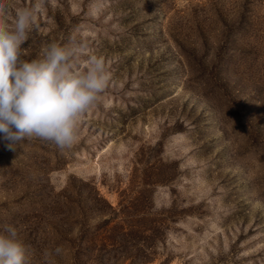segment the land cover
<instances>
[{
  "label": "rangeland",
  "instance_id": "374dc122",
  "mask_svg": "<svg viewBox=\"0 0 264 264\" xmlns=\"http://www.w3.org/2000/svg\"><path fill=\"white\" fill-rule=\"evenodd\" d=\"M35 14L22 59L75 41L111 79L70 149L0 142V231L17 228L29 264L57 246L55 264H264V0H45Z\"/></svg>",
  "mask_w": 264,
  "mask_h": 264
},
{
  "label": "clouds",
  "instance_id": "9594fccd",
  "mask_svg": "<svg viewBox=\"0 0 264 264\" xmlns=\"http://www.w3.org/2000/svg\"><path fill=\"white\" fill-rule=\"evenodd\" d=\"M44 2L14 12L0 3V142L10 149L33 137L70 149L80 121L96 107L111 79L104 59L85 56L87 46L75 41L66 46L47 43L39 58H21V47L36 27L35 9ZM61 252L59 246L46 250V264H55L53 257ZM0 264H29L12 224L0 231Z\"/></svg>",
  "mask_w": 264,
  "mask_h": 264
}]
</instances>
